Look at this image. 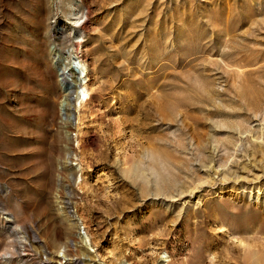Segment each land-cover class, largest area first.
<instances>
[{
	"label": "rangeland",
	"instance_id": "1",
	"mask_svg": "<svg viewBox=\"0 0 264 264\" xmlns=\"http://www.w3.org/2000/svg\"><path fill=\"white\" fill-rule=\"evenodd\" d=\"M0 202V264H264V0H0Z\"/></svg>",
	"mask_w": 264,
	"mask_h": 264
},
{
	"label": "bare ground",
	"instance_id": "2",
	"mask_svg": "<svg viewBox=\"0 0 264 264\" xmlns=\"http://www.w3.org/2000/svg\"><path fill=\"white\" fill-rule=\"evenodd\" d=\"M67 5H68V3H67ZM70 6H72V5H70ZM56 29L62 36L63 35L62 27L58 26V27H56ZM79 45L80 44H77V47H75L74 52H75L76 58L79 60V62H81V60L79 59V56L77 55ZM58 75L60 76V77H58V79L60 80L59 87L65 93V96H64L63 100H61L60 103H59V108H58L60 110V115L59 116H61L60 119L62 121H64V122L68 121L69 122L70 114H71L69 112H70V109H71L72 101L70 99V96H67V95H68V93L70 95L74 91V87L66 80V77L64 76L65 73L63 71H61V73H59ZM89 84L84 85V87L79 92H77L78 94L76 95V98L78 97V103L79 104H81V103L83 104L84 102H86L90 98V93H92V92H91V87H90L91 85H89ZM79 104H78V106H79ZM80 106H82V105H80ZM71 120H72V118H71ZM62 124H63V122H62ZM65 133H66V131H65ZM4 209H5V212H4ZM0 213L3 215V217H2L3 220L2 221L4 223H12L13 227H15L16 231L17 230H19V231L21 230V231L25 232L24 231L25 230L24 226L19 224V222L17 220V217H15V214L11 210L4 208L1 202H0ZM33 238H34V236H33Z\"/></svg>",
	"mask_w": 264,
	"mask_h": 264
}]
</instances>
